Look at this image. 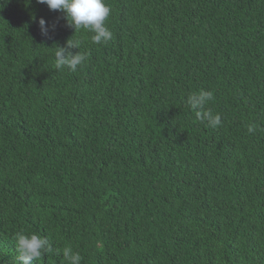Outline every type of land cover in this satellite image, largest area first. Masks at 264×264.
Returning a JSON list of instances; mask_svg holds the SVG:
<instances>
[{
	"label": "trees",
	"instance_id": "1",
	"mask_svg": "<svg viewBox=\"0 0 264 264\" xmlns=\"http://www.w3.org/2000/svg\"><path fill=\"white\" fill-rule=\"evenodd\" d=\"M104 3L113 39L96 45L0 0V264L20 231L52 245L30 264H66L65 247L81 264H264V0ZM70 38L88 60L58 71Z\"/></svg>",
	"mask_w": 264,
	"mask_h": 264
},
{
	"label": "clouds",
	"instance_id": "2",
	"mask_svg": "<svg viewBox=\"0 0 264 264\" xmlns=\"http://www.w3.org/2000/svg\"><path fill=\"white\" fill-rule=\"evenodd\" d=\"M38 4L46 5L50 11L63 13L68 25L75 32L86 30L91 35V41L96 45H103L113 39V33L105 26V21L109 17L110 8L104 3V0H36ZM38 28L42 36L47 37L53 27L47 26V22L41 18L38 21ZM80 42L68 39L63 46H54L55 69L58 71L68 70L75 72L78 68L85 65L88 57L86 54L76 51ZM53 48V47H52ZM51 48V49H52ZM48 49V48H46ZM213 99L211 91L192 94L188 97V103L193 109H200L204 104ZM198 119L206 117L210 127L216 128L221 124V117L208 111L203 114L196 112ZM257 130L255 124L247 125V132L254 134ZM15 249V264H30L32 261L39 262L47 253L52 251V245L46 237L39 234L27 235L23 231L15 233L13 237ZM61 255L66 264H81L82 256L79 252H74L70 247L63 248Z\"/></svg>",
	"mask_w": 264,
	"mask_h": 264
}]
</instances>
